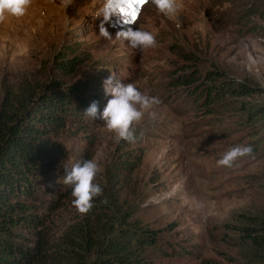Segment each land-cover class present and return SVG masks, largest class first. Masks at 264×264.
I'll return each mask as SVG.
<instances>
[{
  "label": "rangeland",
  "instance_id": "rangeland-1",
  "mask_svg": "<svg viewBox=\"0 0 264 264\" xmlns=\"http://www.w3.org/2000/svg\"><path fill=\"white\" fill-rule=\"evenodd\" d=\"M177 3L173 19L150 3L139 6L131 24L124 15L113 16L104 23L112 40L99 35V0H74L66 9L61 0H33L24 17L0 22V100L47 78L97 87L83 94L85 108H77L54 137L58 154L36 180L42 232L56 242L77 222L97 221L103 232L124 220L160 238L158 247L144 253L151 264H264V251L233 229L244 217L264 222V0ZM127 27L152 33L156 46L139 50L115 41ZM55 55H73L80 63L64 77L53 73ZM183 74L194 76L193 85L177 83ZM206 74L219 77L208 82ZM109 76L113 84L133 83L161 100L134 125V143H117L102 120L84 116L92 101L102 113L112 98L103 88ZM227 86L245 87L249 94H220ZM204 92L218 96L198 100ZM238 145H250L253 153L231 168L217 166ZM82 160L98 164L94 183L103 189L84 215L63 184L66 168ZM124 160L136 164L128 175L117 169ZM17 233L25 243L33 240L22 229ZM168 244L172 249L161 253Z\"/></svg>",
  "mask_w": 264,
  "mask_h": 264
},
{
  "label": "trees",
  "instance_id": "trees-1",
  "mask_svg": "<svg viewBox=\"0 0 264 264\" xmlns=\"http://www.w3.org/2000/svg\"><path fill=\"white\" fill-rule=\"evenodd\" d=\"M79 63L76 56L55 55L53 73L67 77ZM187 77L183 74L177 83L193 85L194 76ZM205 77L211 82L219 76ZM96 88L95 83L86 80L61 82L47 78L36 88L24 85L17 93L8 91L0 100V264H151L144 253L158 247L160 238L136 222L122 220L115 228L101 232L100 223L84 220L68 227L56 242H49L42 232L44 221L35 203L36 180L52 167L58 154L54 137L67 119L74 117L77 108H85L83 94ZM223 92L232 96L249 94L245 87L227 86L220 94ZM212 93L208 97L204 92L198 100L210 101L218 96ZM123 164L117 169L125 170L127 175L136 165L126 160ZM243 220V225L233 229L253 248L264 251V222L250 217ZM18 229L33 236V240L26 239L30 244L24 242ZM167 246L161 253L172 249L171 244Z\"/></svg>",
  "mask_w": 264,
  "mask_h": 264
},
{
  "label": "clouds",
  "instance_id": "clouds-1",
  "mask_svg": "<svg viewBox=\"0 0 264 264\" xmlns=\"http://www.w3.org/2000/svg\"><path fill=\"white\" fill-rule=\"evenodd\" d=\"M99 2L97 16L103 17V22L99 26V35L104 39L112 40L113 37L104 23L113 16H123V12L133 6L134 0H99ZM32 3L33 0H0V22L5 21L8 16L24 17ZM73 3L74 0H61L65 9ZM145 3L155 6L158 13L169 19L177 18L180 7L177 0H145ZM115 41L121 44L127 42L131 49L139 50L155 47L157 43L152 33L133 27L118 31ZM103 88L105 95H110L112 98L108 100L102 113L99 111L98 102L93 101L84 111L85 118L92 121L102 120L105 128L115 134L117 143L120 141L134 143L136 139L134 125L142 120L145 110L159 105L161 100L158 97L143 94L133 83L125 84L116 80L113 84L112 76L105 79ZM252 153L253 148L250 145L232 147L217 161V166L231 168L239 158L250 156ZM98 172V164L93 160L76 161L70 169L66 168L63 184L71 187V195L74 198L72 205L81 215L89 213L94 207V198L103 194L101 186L94 183ZM102 203L107 204V199L105 198Z\"/></svg>",
  "mask_w": 264,
  "mask_h": 264
},
{
  "label": "snow or ice",
  "instance_id": "snow-or-ice-1",
  "mask_svg": "<svg viewBox=\"0 0 264 264\" xmlns=\"http://www.w3.org/2000/svg\"><path fill=\"white\" fill-rule=\"evenodd\" d=\"M145 4V0H134L133 6L123 12L127 17L126 23H133L139 13V6Z\"/></svg>",
  "mask_w": 264,
  "mask_h": 264
}]
</instances>
